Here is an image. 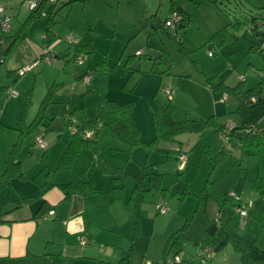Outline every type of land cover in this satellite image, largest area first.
Segmentation results:
<instances>
[{
	"label": "rangeland",
	"instance_id": "obj_1",
	"mask_svg": "<svg viewBox=\"0 0 264 264\" xmlns=\"http://www.w3.org/2000/svg\"><path fill=\"white\" fill-rule=\"evenodd\" d=\"M178 1L191 17L187 27L172 36L148 21L155 12L161 20L170 17L169 0H59L51 23L48 16L28 18V0H0L10 23L8 31L0 30V85L4 86L0 91V168L12 152L15 161H21L24 192L36 193L40 183L63 174L55 166L72 133L71 120L64 118L68 109L83 105L88 117L94 118L104 98L132 102L133 117L141 128V144L128 149L121 140L105 137L83 148L72 169L94 178L109 201L106 212L116 216L118 227L127 234L117 233L114 240L113 232L105 231L101 250L92 249L81 259H46L45 264H160L167 246V261L176 253L177 259L190 264H264V259L252 260L248 253L252 244L264 249V195L251 183L264 175V145L231 146L226 155L217 157L218 140L212 128L180 133L176 142L147 145L154 137L152 109L159 104H170L176 121L206 119L212 114L213 97L221 92L217 83L232 86L247 77L242 85L249 87L253 77L257 81L264 77L257 70L264 67V58L250 48L260 39L251 28L264 31V0ZM224 27L236 38L220 42ZM17 32L19 37L4 53L9 36ZM66 36L77 42H66ZM76 44L92 49L76 54L85 56L82 62L74 55ZM46 50L51 51L50 62L40 59ZM59 52L65 55L56 57ZM28 65L31 69L17 75L11 87L13 77L7 71L18 73ZM166 65L171 66L170 74L162 72ZM86 73H91L88 82L77 79ZM52 84L49 104L40 121L30 127ZM11 89L16 96L10 95ZM226 93L227 108L217 122L229 118L232 123H227L238 124L237 113L229 107L236 98ZM257 127H264V116ZM40 137L46 151L35 145ZM220 141L227 144L225 139ZM175 146L187 153L186 163H179ZM14 190L10 185L0 187V202L18 199ZM232 194L233 200L249 203L243 227L235 205L224 198ZM159 203L163 213L157 211ZM217 214L226 242L199 258L195 241L202 240Z\"/></svg>",
	"mask_w": 264,
	"mask_h": 264
},
{
	"label": "trees",
	"instance_id": "obj_2",
	"mask_svg": "<svg viewBox=\"0 0 264 264\" xmlns=\"http://www.w3.org/2000/svg\"><path fill=\"white\" fill-rule=\"evenodd\" d=\"M169 1L170 13L176 12V14L178 15V20L174 23L172 28L169 26H165V21L169 17L161 20L157 12L152 14L148 18V21L155 29L162 28L169 35L175 36V34L180 29H185L187 27L190 22V14L185 11L178 0ZM53 6L54 5H51L47 10V20L49 23L53 21L52 17L55 13ZM35 14L36 13L34 12H30L28 18L34 17ZM36 15L38 16L39 14ZM47 31H49V27L47 28ZM251 31H254L253 33L258 34L260 36V39L257 43L252 42L250 48H255L264 58V31H256L255 27H252ZM220 33V36L223 37L220 42L229 38H236V36H234L227 29V27H224L220 31ZM9 37L11 39L10 44L6 46L4 53L10 49L15 38L19 37V34L17 32L16 34L10 35ZM179 44L182 45L181 42H179ZM91 50L92 49L85 44L73 45L74 55L79 52L90 53ZM45 53L46 52H43L41 54L42 58ZM166 68L167 69L163 70L162 72H167L169 67ZM7 73L10 79L13 77L14 80L17 79V75H21L19 74V72L17 73L14 70H9L7 71ZM242 82L243 81H239L233 86H227L224 85L221 81L217 83V86L215 87H217V89L230 92L237 98L238 101L236 111L239 114L240 123L239 125H231L228 133L230 141L232 142V144H236L242 149H255L256 147L264 145V127H256L258 121L264 116V77L252 87H244L242 85ZM53 86L54 84H52L48 88L46 95L41 102L40 110L37 116L29 125L30 127L36 125L40 121V118L42 117V111L45 109L46 105L49 104L52 98ZM3 87L4 86L0 85V91ZM152 116L154 137L149 141V143H147L148 146L157 145L160 141L176 142L177 135L188 131L203 133L205 130L212 128L216 133H218L225 125L217 122L214 116H209L206 119H184L176 121L173 119L172 107L170 104H159L158 106H156V108L152 109ZM64 118H69L71 120L74 130L66 144L65 149L58 159L55 170L70 168L76 163L83 148L88 147L91 144L96 143L98 140L108 136H112L116 139L121 140L128 147V149H131L132 147L142 143L140 138V128L133 118L132 102L119 103L113 99L104 98L97 105L96 116L94 118L88 117L87 110L83 105L74 107L71 110H67L64 114ZM87 130H91L92 134L85 135ZM217 140V157H222L223 155H226L228 153V150L224 148L222 142L219 139ZM177 148L179 147L177 146ZM103 169H109V166H105ZM109 170H111V168ZM13 175H21L20 162L15 161L12 152H10L6 160L5 168L0 172V187L9 185L10 178ZM52 185L53 184L50 183L49 180L45 181L40 186V190L37 193L20 198L18 201H16V204L21 205L34 199L42 198L44 192ZM58 186L63 190L65 199L69 197L71 191H76L82 195H89L100 192V189L95 186L94 180L92 178H82L78 181L61 183L58 184ZM252 188L255 191L263 192L264 194V175H257L252 180ZM205 195V193L200 195L198 203L199 206L200 204H202V198L205 197ZM224 198L227 200H231L232 202L230 203L235 206L240 203L238 200H233L231 196H226ZM2 206L3 203H0V216L2 214ZM44 206L45 201L42 199L41 204L35 214L42 213ZM225 242L226 232L223 230L222 226L217 225L214 220H212L211 224L206 229L205 236L201 241L196 242V244L208 246L210 245L209 247L218 249ZM167 249L168 246L164 248L160 264H190L188 261L181 258L175 260L174 258L176 256V253L172 257V261H167L165 257L167 254ZM248 253L252 260L264 259V249H260L254 244L249 247ZM33 260L35 262L40 261V257L34 256Z\"/></svg>",
	"mask_w": 264,
	"mask_h": 264
},
{
	"label": "crops",
	"instance_id": "obj_3",
	"mask_svg": "<svg viewBox=\"0 0 264 264\" xmlns=\"http://www.w3.org/2000/svg\"><path fill=\"white\" fill-rule=\"evenodd\" d=\"M210 47L211 46H209V48ZM46 52L49 56L51 55V51L46 50ZM41 54L40 59L42 60L44 57L42 58ZM62 54L64 53L59 52L54 55L58 58H61L63 57ZM50 61L51 57L50 60L46 62ZM167 67H169L167 73L170 74L172 72L170 68L171 66ZM257 70L264 72V67ZM262 75L264 76L263 73ZM80 76L81 75H79L77 79H80ZM238 80L243 81L241 79ZM245 80H247V77H245L244 81ZM15 81L16 79L11 80V87L14 86L13 83ZM258 82L259 80L257 81L253 77L251 83L252 85H250L249 87L254 86ZM206 87L209 89V86L206 85ZM223 94H226L225 99H222ZM212 100V114L210 116H214L217 120V117L223 114L227 108L225 105L226 101L228 100L226 91L221 90L217 98L213 97ZM223 104L224 106H222ZM237 105V98L236 100H231V102L229 103V107L234 109L230 110H234V112L237 113ZM237 116L239 117L238 113ZM199 119L201 118L199 117ZM228 121L232 123L229 118ZM228 121H226L225 123H219L226 124ZM239 123H233V125H239ZM212 130L214 131V129ZM215 134L217 136V139H225L227 141V144L222 142V145L226 150L231 151V146H237L238 148H240L238 145L232 144V142L230 141V137L223 138L219 137L218 133L215 132ZM70 137L66 140L64 149ZM46 147L47 146L45 143V151ZM175 149L178 151L181 150L180 147L177 148L176 146ZM17 161H19L21 164L20 160ZM74 165L67 169H61L58 172L63 173L61 174V176H58V173L53 174L58 177L56 178L55 176H53L55 177V179L49 180V182L53 185L44 192L42 198L34 199L21 205H17L16 201H18L22 197L33 195L35 193H26L23 191L25 188V183L22 181V178L25 177L23 173H21V175H13L12 177L14 178H10L9 185L13 188V190L14 187L16 188V190L14 191L19 197L18 199L4 200L0 202L3 203L2 214L0 216V264H32L31 261L34 264H38L39 262L45 264L44 261H46V259L69 260L85 258L89 256L87 254H89L92 249L101 250L100 248L103 247L101 245V240L106 236L103 235V233H106L105 231L113 232L112 236L110 237L114 240H118L116 234L122 232L121 228L118 227V224L115 221L116 216L111 214L108 215L109 213L106 212L109 209V201L106 199V196H102L101 190L98 193L89 195H82L76 191H71L69 197L66 199L64 198V192L58 186V184L78 181L82 178H85L84 174L82 175L78 171L72 172ZM4 168L2 170L0 168V170L3 171ZM17 176H19L20 178H17ZM92 179L94 180L93 177ZM43 183L44 181L40 183V186ZM261 193L262 195H264L263 192ZM42 199L45 201L44 209L42 213L35 214L41 204ZM238 201H240V203H244L240 199H238ZM244 204H247V207H249V203ZM126 208L129 211L131 210L129 206H126ZM220 210L221 207H218V211ZM100 211L103 213H107V215L103 216ZM245 218L241 222V227H243L244 225ZM128 223L129 221H126L125 226L128 225ZM219 226H221L220 223ZM122 233L124 235L127 234L126 232ZM82 237L86 239V243L84 244H82L80 241ZM196 242L199 241H195V243ZM34 256H39L40 261L35 262L33 260Z\"/></svg>",
	"mask_w": 264,
	"mask_h": 264
},
{
	"label": "built area",
	"instance_id": "obj_4",
	"mask_svg": "<svg viewBox=\"0 0 264 264\" xmlns=\"http://www.w3.org/2000/svg\"><path fill=\"white\" fill-rule=\"evenodd\" d=\"M59 0H28V8L30 10V12H34L36 14L42 15V16H47L48 15V8L51 5H55ZM63 0H61L62 2ZM178 20V15L176 14V12L171 13L170 17L165 21V26H169V27H173L174 23ZM10 29V23H9V17L7 15H5L3 13V8L0 7V30L3 32H6ZM64 40L70 44H74L77 42V39L74 38L73 36H66L64 38ZM46 52V51H44ZM210 54H212V51H210ZM45 61H49L50 60V56L47 54V52L45 53V55L43 56ZM77 58V60L79 62H82L85 59V56H75ZM31 65H28L24 68H22L19 71V74H23L24 72L28 71L31 69ZM91 78V73H86L83 74L81 76V80L83 82H88ZM241 80H243L244 78L241 77ZM72 90V88H71ZM165 93L170 96V91L169 89H165ZM16 91L11 89L10 95L11 96H16ZM226 98V94L222 95V99ZM231 128V124L230 123H226L224 125V127L218 132V136L219 137H223V138H228V133L229 130ZM72 130H74V127L72 126ZM92 134L91 130H87L85 135H90ZM36 145H38L41 148H45V142L43 141V139L40 137L36 140ZM178 161L180 164H184L187 161V153L184 151L179 150L178 153ZM232 198H234V195H230ZM237 200V199H236ZM157 211L159 213H163L165 211V208L163 206V203H159L157 205ZM235 211L238 213L240 220L242 221L246 215H247V204L244 203H239L235 206ZM219 219H220V214H217L216 218H214V222L219 225ZM241 223V222H240ZM81 243L84 244L86 243V239L84 237H82L80 239ZM212 252V248L206 245H198V250H197V255L199 258H203V257H208ZM175 260H178L177 257H175Z\"/></svg>",
	"mask_w": 264,
	"mask_h": 264
}]
</instances>
